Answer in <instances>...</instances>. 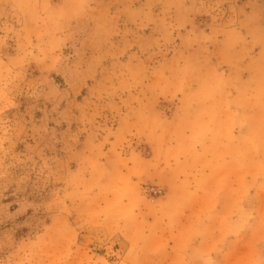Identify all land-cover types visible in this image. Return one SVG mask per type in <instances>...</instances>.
I'll use <instances>...</instances> for the list:
<instances>
[{
    "label": "rangeland",
    "instance_id": "obj_1",
    "mask_svg": "<svg viewBox=\"0 0 264 264\" xmlns=\"http://www.w3.org/2000/svg\"><path fill=\"white\" fill-rule=\"evenodd\" d=\"M0 264H264V0H0Z\"/></svg>",
    "mask_w": 264,
    "mask_h": 264
},
{
    "label": "built area",
    "instance_id": "obj_2",
    "mask_svg": "<svg viewBox=\"0 0 264 264\" xmlns=\"http://www.w3.org/2000/svg\"><path fill=\"white\" fill-rule=\"evenodd\" d=\"M149 193L151 194H161L162 190L156 187L148 188Z\"/></svg>",
    "mask_w": 264,
    "mask_h": 264
}]
</instances>
